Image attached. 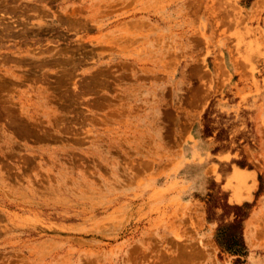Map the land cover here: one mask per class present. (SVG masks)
Instances as JSON below:
<instances>
[{
	"label": "rangeland",
	"instance_id": "374dc122",
	"mask_svg": "<svg viewBox=\"0 0 264 264\" xmlns=\"http://www.w3.org/2000/svg\"><path fill=\"white\" fill-rule=\"evenodd\" d=\"M243 202L264 264V0H0V264H232Z\"/></svg>",
	"mask_w": 264,
	"mask_h": 264
},
{
	"label": "trees",
	"instance_id": "16d2710c",
	"mask_svg": "<svg viewBox=\"0 0 264 264\" xmlns=\"http://www.w3.org/2000/svg\"><path fill=\"white\" fill-rule=\"evenodd\" d=\"M227 213L232 214L229 221L221 222L216 228L215 241L223 250L235 255L232 264H240L239 256L245 253L241 236V223L247 216L248 203L224 204ZM209 209V208H208Z\"/></svg>",
	"mask_w": 264,
	"mask_h": 264
}]
</instances>
